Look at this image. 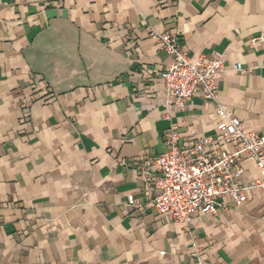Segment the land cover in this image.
<instances>
[{
  "label": "crops",
  "instance_id": "crops-1",
  "mask_svg": "<svg viewBox=\"0 0 264 264\" xmlns=\"http://www.w3.org/2000/svg\"><path fill=\"white\" fill-rule=\"evenodd\" d=\"M152 31L225 56L215 102L169 101ZM262 34L264 0H0V264H264L259 189L189 229L129 206L171 127L215 135L223 107L264 134Z\"/></svg>",
  "mask_w": 264,
  "mask_h": 264
},
{
  "label": "built area",
  "instance_id": "built-area-1",
  "mask_svg": "<svg viewBox=\"0 0 264 264\" xmlns=\"http://www.w3.org/2000/svg\"><path fill=\"white\" fill-rule=\"evenodd\" d=\"M151 35L173 58L160 73L169 101L180 109L196 95L215 102L217 75L224 70L225 56L193 58L178 34L152 31ZM254 42L264 46V34ZM237 70L244 71L241 66ZM218 112L221 119L215 135L181 141L175 127L167 131L165 152L152 159L154 170L150 174L154 195L144 202L131 200V208L169 215L189 229L198 215L217 214L229 202L242 204L255 189L261 191L264 202V134L245 128L239 117L232 116L223 107H219ZM245 160L254 162L259 171L251 182H242Z\"/></svg>",
  "mask_w": 264,
  "mask_h": 264
}]
</instances>
